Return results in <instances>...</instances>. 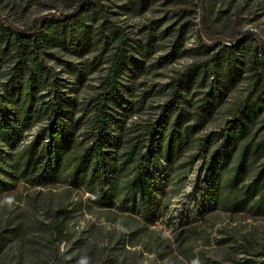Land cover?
<instances>
[{"label": "trees", "instance_id": "1", "mask_svg": "<svg viewBox=\"0 0 264 264\" xmlns=\"http://www.w3.org/2000/svg\"><path fill=\"white\" fill-rule=\"evenodd\" d=\"M197 2L202 6L203 0ZM95 6L82 0L72 14L42 16L26 29L0 15V197L20 184L27 190L64 186L65 192L89 194L94 205L120 213L112 212L115 219L126 220L130 235L146 234L152 232L149 224L175 212L171 200L162 197L172 182L169 170L188 157L189 165L201 164L181 207L187 214L180 212V217L193 216L190 204L207 217H214L216 209L264 217V134L257 127L264 123L263 96L251 100V109L236 111L216 135L204 133L245 73L258 75L264 68V38L253 31L232 40L206 33L210 43L203 42L201 56L167 85L158 116L142 124L132 118L148 96L131 99L125 84L142 65L122 30L90 23L87 13L92 9L96 15ZM106 31L116 35L118 44L98 92L83 102L49 61L64 62L59 52L83 57L106 50ZM151 46L148 42V51ZM95 70L91 64L90 71ZM70 71L76 84L85 82L87 75L77 66ZM156 166L164 170L154 171ZM18 225L0 231V254L18 235ZM53 233V240L63 235L61 222L54 224ZM206 233V228L193 226L183 236L189 243L194 235H206L209 241L211 234ZM162 242L164 251L172 248L167 237ZM243 251L250 252L246 246ZM205 257L200 253L199 260L205 262ZM224 260L219 264L234 261L230 254ZM69 262L63 254L55 264Z\"/></svg>", "mask_w": 264, "mask_h": 264}, {"label": "rangeland", "instance_id": "2", "mask_svg": "<svg viewBox=\"0 0 264 264\" xmlns=\"http://www.w3.org/2000/svg\"><path fill=\"white\" fill-rule=\"evenodd\" d=\"M81 1L0 0V15L11 24L26 29L42 16L72 14ZM90 1L98 10L96 15L92 9L89 15L87 13L90 23L104 28L113 24L122 30L138 57V64L142 65L125 81L131 99L148 96L142 111L132 122L146 124L158 116L167 99V85L201 56L203 42L210 43L206 33L213 38L232 40L239 39L246 31H253L264 38V0H203L202 6L197 0H153L146 4L141 3L142 0ZM102 5L104 8L100 10ZM106 36L109 40L106 50L100 48L83 57L59 52L58 57L64 62L49 61L59 71L67 89L83 102L90 101L98 92L116 50V35L106 31ZM148 42L152 45L150 51L146 48ZM91 64L95 71H90ZM71 66H77L87 75L82 85L76 84ZM258 94L264 98V68L258 75L245 73L243 81L229 95L204 133L216 135L236 111L246 106L251 109V100ZM257 127L263 129L264 134V123L260 122ZM188 160L186 157L181 161L183 165L169 170L172 182L164 189L162 201L171 200L170 208L175 212L149 224L152 232L134 236L130 235L126 220L115 219L112 212L116 211L94 205L89 194L68 193L64 186L27 190L20 184L16 190L0 197V231L19 224L18 235L7 242L0 254V264H55L63 254L70 258L69 264H81V261L87 264L105 261L109 264H219L226 261L225 254H230L234 260L227 261L230 264H245L246 261L264 264V255H261L264 253V217L220 209L212 212L214 217H207L191 204L193 216L180 217V212L187 214L188 209L181 207L188 201L186 195L193 190L201 164L198 161L189 165ZM59 222L64 233L62 236L56 234L53 240V226ZM131 225L136 228L135 223ZM193 226L206 228V234H211L210 240L207 241L206 235H194L189 243L183 232ZM229 235H233L231 241L219 245V240ZM164 237L172 242V248L166 251ZM243 246L250 252L245 253ZM200 253L206 256L205 262L199 260Z\"/></svg>", "mask_w": 264, "mask_h": 264}, {"label": "bare ground", "instance_id": "3", "mask_svg": "<svg viewBox=\"0 0 264 264\" xmlns=\"http://www.w3.org/2000/svg\"><path fill=\"white\" fill-rule=\"evenodd\" d=\"M153 170L154 171L155 170L159 171V170H164V168H163V166H156V167L153 168Z\"/></svg>", "mask_w": 264, "mask_h": 264}, {"label": "clouds", "instance_id": "4", "mask_svg": "<svg viewBox=\"0 0 264 264\" xmlns=\"http://www.w3.org/2000/svg\"><path fill=\"white\" fill-rule=\"evenodd\" d=\"M81 264H87V262L86 261H81Z\"/></svg>", "mask_w": 264, "mask_h": 264}]
</instances>
